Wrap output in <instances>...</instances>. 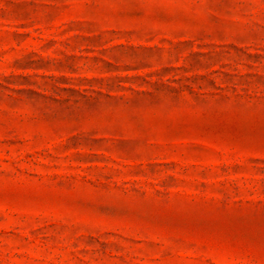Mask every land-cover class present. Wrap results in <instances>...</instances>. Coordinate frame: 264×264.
I'll return each instance as SVG.
<instances>
[{
    "label": "rangeland",
    "instance_id": "rangeland-1",
    "mask_svg": "<svg viewBox=\"0 0 264 264\" xmlns=\"http://www.w3.org/2000/svg\"><path fill=\"white\" fill-rule=\"evenodd\" d=\"M0 264H264V0H0Z\"/></svg>",
    "mask_w": 264,
    "mask_h": 264
}]
</instances>
